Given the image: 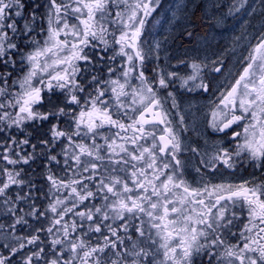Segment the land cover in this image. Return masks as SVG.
<instances>
[{"label": "snow or ice", "instance_id": "obj_1", "mask_svg": "<svg viewBox=\"0 0 264 264\" xmlns=\"http://www.w3.org/2000/svg\"><path fill=\"white\" fill-rule=\"evenodd\" d=\"M246 3L233 0L228 14ZM160 6L161 0H0V210L12 217L7 227L0 223V240L10 255L36 245L22 264H264V181L205 179L244 160L264 169V31L234 81L220 89L211 127L228 144L200 156L193 187L181 158L188 128L167 90L179 79L188 91L208 92V65L192 60L186 77L158 68L153 78L146 75V61L153 51L159 60L161 47L153 41L145 50L146 25ZM212 63L214 72L223 71L222 60ZM89 66L97 71L82 83ZM50 121L37 143L31 132L17 139L10 131ZM37 149L53 196L44 211L35 206V183L15 167L34 162ZM190 152L200 155L196 147ZM13 186L28 191L13 198ZM19 202L30 211L18 216ZM48 212L47 228L16 235L17 225H29L25 216L39 220ZM41 233L51 237L47 251ZM0 264H11L9 256L0 254Z\"/></svg>", "mask_w": 264, "mask_h": 264}, {"label": "flooded vegetation", "instance_id": "obj_2", "mask_svg": "<svg viewBox=\"0 0 264 264\" xmlns=\"http://www.w3.org/2000/svg\"><path fill=\"white\" fill-rule=\"evenodd\" d=\"M232 3L233 0H161V6L153 13V16L148 18L146 25L144 39H149L151 42L159 41L161 45L158 52V54L161 52L159 61L152 59L146 61V75L150 79L155 76L153 68L168 69L178 73L180 77H186L191 74L189 65L192 60L202 61L208 65L202 72L204 82L210 85L208 92L199 89L188 91L187 88L180 87L179 79L174 80L168 89L174 92L179 104L178 110L184 115L188 128V131L182 134L186 151L181 158L187 165L185 178L192 183L193 187L199 186L197 182L200 181V177L196 174L195 168L200 167V156L207 159L216 152L221 142L224 146L228 144L225 135L211 127V113L218 103L220 89L230 81H234L241 68L240 61L247 56L251 45L256 43L255 37L264 31V11H262L264 0H247L239 12L229 15L228 9ZM157 20L159 23H156ZM245 21H248L247 25H244ZM189 32L192 33L191 36L188 35ZM235 37L239 39L235 40ZM198 38L207 41L199 46ZM196 47L199 48L198 51H195ZM219 60L223 61L224 67L221 73H216L212 69L218 65L212 62ZM180 61L184 63L181 64ZM82 83H84L83 80ZM188 87H194V85L190 82ZM163 92L159 94L161 97H164ZM170 106L169 99L165 107L170 109ZM45 108L41 110L44 111ZM176 111L171 109V118L174 125L179 127L178 117L175 116ZM45 123L48 122L39 123L40 136L37 140L46 136L43 135L44 131L48 130L44 126ZM61 125L63 126V122ZM10 131L17 139H21L28 133V127L24 131L16 129ZM4 136L5 133H0V140ZM192 147L198 148L200 155L192 154L190 152ZM27 148L28 146H24L25 152ZM22 166L28 167V165ZM8 167L14 166L8 165ZM24 170L27 173V170ZM205 179H210L213 183L221 181L239 183L243 180L260 183L264 181V169L256 168L244 160L239 162L235 169H221L212 176H206ZM26 249L27 245L21 252ZM21 252L10 255L8 250L0 249V254L9 256L11 264H22Z\"/></svg>", "mask_w": 264, "mask_h": 264}, {"label": "trees", "instance_id": "obj_3", "mask_svg": "<svg viewBox=\"0 0 264 264\" xmlns=\"http://www.w3.org/2000/svg\"><path fill=\"white\" fill-rule=\"evenodd\" d=\"M45 110H47V108H45ZM50 123H45L44 126L45 128H49L50 127ZM39 123H36L34 125H30L28 127V132L32 133V136L29 137L32 141V143H37L38 142V137L40 136L39 132H40V128H39ZM46 130L44 131L43 135H46ZM42 135V134H41ZM33 149L31 147L28 146L27 148V152H32ZM37 153V159L34 162H30V164L28 165V167L23 168L27 170V173L25 172V174L23 175V178L25 180L30 179L33 181V183H35L36 185V189H33V196L38 197L37 199H35V206L40 210V203L42 201V199L48 195L49 193V183L48 181L45 179L46 173H47V168L45 167V160L42 156L39 155L40 153V149L36 150ZM2 162H0V165ZM21 167V165H18L17 168ZM52 172L56 175H63V173L61 172L60 168L57 166H53L52 167ZM17 191H20V194L23 195L25 192L28 191L27 187H23V189L21 190L20 188H18L17 186H13L11 191L9 192V195L13 196V198L15 197V193ZM20 209H23V211H20ZM30 211V209L28 208V202H19L17 205V215H24V213ZM41 211V210H40ZM25 219L28 220L29 225L35 227H41L46 224V220L44 221L42 218H40L39 220L31 217V216H25ZM0 223H3L5 226H7L8 224L12 223V217L8 216L5 217L2 214V210H0ZM29 225H17V231L21 233L24 237L30 236V234H28L27 228ZM34 234V233H33ZM41 240L45 241V251H47V242L48 240L51 239V237L49 238L47 236L46 233H41ZM36 247V245H27V249L25 251L21 252V255L25 256L30 254L31 251H33V248ZM35 264V262H34ZM41 264H43V262H41Z\"/></svg>", "mask_w": 264, "mask_h": 264}, {"label": "rangeland", "instance_id": "obj_4", "mask_svg": "<svg viewBox=\"0 0 264 264\" xmlns=\"http://www.w3.org/2000/svg\"><path fill=\"white\" fill-rule=\"evenodd\" d=\"M147 34H148V36H149V32H147ZM147 41H148V44H149V45L152 44L151 40L147 39ZM205 41H207V40H204V39H202V38H198V45H199V46H202V45L204 44ZM148 44L145 45V48H146V46H147ZM149 45L147 46L146 51L148 50ZM198 50H199V48L197 49V47H196V48H195V51H198ZM159 51H160V50H158V52H159ZM160 54H161V52L159 53V58H160ZM107 55H108V56L112 55V52L109 51ZM152 56H153V59H152V60L159 61V60H156V59H155L156 51H153V52H152ZM120 63H121V60H120L119 58H117L115 64H113L112 66L115 67L116 65H119ZM81 68H82V69L84 68V65H83V64L81 65ZM161 69L165 72V74L168 73V72H174V71H171V70H168V69H165V70H164L163 68H161ZM96 71H97L96 69H94V68H92L91 66H89L88 69H87V71H83V72H82L81 77H80L81 82H82V80H83L84 82H85L86 80H89L91 74H93V73L96 72ZM99 72H100V73H103V77H102V78H104V79H107V78H108V76H107V69H106V68H99ZM13 75H16V73L14 72ZM133 83H136V81H133ZM167 91H171V90H167ZM159 94H161V93H159ZM163 94H164L163 96H166V95H167V92L164 91ZM58 150H59V149H57V151H58ZM64 194H66V191H64ZM52 199H53V196H52L51 194L48 193V195H46V196L42 199V201H41V203H40V207H39L40 210H41V211H44V210L47 208V205L50 203V201H51ZM52 218H53V214L50 213V212L47 213V218H42L44 221H45V220L47 221V222H46L47 225H44V228H47V227L49 226V224H50ZM65 219L71 221L72 217H71V216H68V217H65ZM5 227H7V226H5ZM36 228H38V227H35V228H34L33 226H31V227L28 226L26 232H27L28 234L32 235V234L35 232V229H36ZM16 235L23 236V235H22L21 233H19V232H16ZM49 238H50V237H49ZM5 242H6V241H4V240H0V247H2L3 243H5ZM0 249L4 250L3 248H0ZM35 250H37V247H34V248H33V251H35Z\"/></svg>", "mask_w": 264, "mask_h": 264}]
</instances>
